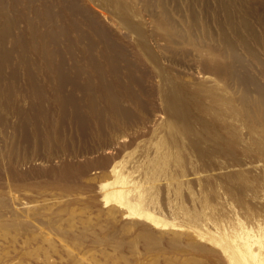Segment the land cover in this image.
Returning a JSON list of instances; mask_svg holds the SVG:
<instances>
[{
  "label": "rangeland",
  "instance_id": "obj_1",
  "mask_svg": "<svg viewBox=\"0 0 264 264\" xmlns=\"http://www.w3.org/2000/svg\"><path fill=\"white\" fill-rule=\"evenodd\" d=\"M25 1L5 0L6 12L17 19L15 31L23 39L24 46L15 48L11 65L7 63L2 71L3 75H9L14 80L10 81L9 86H17V89L16 92L12 91L14 95L7 101L0 98V198L7 204L0 207L4 213L0 221H25L30 223V227L15 230L12 225L3 226L5 228L0 225V264H210L209 258L193 251L192 243L213 247L217 257L226 261L219 260L217 264H230L227 252L215 239L226 233H242L244 230L255 235L260 224L264 223V127L255 124L253 127V123L244 115L236 99L242 91L240 85L235 87L238 84L234 81L236 77L224 81L217 74L210 73V66L206 64V45H219L210 36H218L222 28H227L235 40L237 52L245 62H237L236 68L239 66L237 69L240 71L244 68L252 73L264 90V77L261 76V69L264 68V36L261 45L254 43L259 51L257 57L248 54L243 46L241 48V42L235 39L234 32L230 31L224 10L217 6L215 0H115L117 4L114 0H70L81 7H88L87 11L95 21L92 25L81 14L75 15L68 10L69 0H34L28 8ZM225 1L234 14L235 27H240L237 20L247 16L250 20L254 19L252 22L256 21L253 24L261 32L258 22L264 12V0H258L260 16L252 13L253 0ZM44 7L53 10L52 13L56 15L49 23ZM35 12L47 22L33 21L36 38L32 36L33 32L27 31L24 22L25 17L33 19ZM93 28L104 30L122 49V55H126L117 61L120 68L118 76L107 73L105 69L106 81L114 84L115 90L121 84L122 91L126 88L139 95L138 104L128 99L124 101L132 115V122L125 131L120 128L121 131L112 133L104 121L102 126L106 131L99 134L95 130L100 126L97 120L105 117L94 115L90 110L93 103L100 105L99 100L92 101L81 90L86 84L94 89L100 86L88 67L85 70L78 68L86 64L88 59L84 56L90 54L100 62L102 42ZM50 30V34L57 36L55 40L49 34ZM163 30L172 35L171 40L164 38ZM42 31L44 41L39 37ZM207 32L209 35H206ZM89 42L96 43L94 48L86 49ZM7 45L11 46V42L8 41ZM84 48L87 55L81 54ZM132 48L139 50L137 57ZM44 58L48 60L44 61ZM57 63H62V73L66 76L65 82L59 84L61 91L69 97L73 96L72 101L77 98L74 101L78 103L77 106L74 102L68 104L66 115L61 116L52 97L57 86ZM205 65L207 70L204 69ZM12 68L17 70L16 75ZM131 73L138 78L131 76ZM5 80L2 85L9 87V81ZM226 83L235 86L231 88ZM33 86L38 87L42 94L37 99L30 94ZM176 94H181V98ZM227 97L231 99L226 102ZM142 101L147 106L140 105ZM214 102L218 103L215 105ZM148 109L153 111L152 114L147 112ZM39 111H44L45 116L40 115ZM218 111L220 118L217 117ZM75 114L83 119L82 133L77 128L81 125L73 121ZM217 119L223 121L218 122ZM17 121L24 126L18 133L13 128ZM175 124L177 128H174ZM186 127L192 128L188 130ZM191 129L193 135L197 133L196 138L190 135ZM119 133H123L122 144L115 143L121 135ZM101 147L108 149L103 151ZM63 164H69L74 172L68 191L57 184L60 181L58 171L64 167ZM118 177L122 181L119 182ZM118 186L125 189L126 196L107 200L108 189ZM130 202H141L139 206L153 214L155 219L131 213ZM13 205L20 213L17 216H12L8 210ZM60 206L64 210L56 213ZM53 227L67 231V236L64 238L53 231L48 232ZM113 228H117L116 236L122 240L120 247L115 246L112 240H94ZM141 228H148L161 236L158 249L147 250L142 242L136 244L135 250L129 249V239ZM34 234L37 237L34 242H25ZM75 235L79 236V240L73 241ZM44 236L49 239L42 241ZM173 237H178L180 241L177 246L171 244L170 238ZM235 240L240 242L239 237Z\"/></svg>",
  "mask_w": 264,
  "mask_h": 264
},
{
  "label": "bare ground",
  "instance_id": "obj_2",
  "mask_svg": "<svg viewBox=\"0 0 264 264\" xmlns=\"http://www.w3.org/2000/svg\"><path fill=\"white\" fill-rule=\"evenodd\" d=\"M34 0H26L25 2L26 3H24L25 4V7L26 8H28V6L33 2ZM52 1V0H51ZM116 1H118V0H116ZM232 1V0H231ZM234 1V0H233ZM236 1H238V0H236ZM263 1V0H262ZM56 2V1H55ZM63 2V1H62ZM68 2H70V3H68L67 4V8H68V10L69 11H71L72 13L74 12V14L75 13H79V14H81L84 18H85V21L87 20L88 22H89V24H94V22L95 21H93V19H92V15H91V13H89V11H87V8L88 7H81L80 5H78V3H74V1H68ZM114 3H116L117 4V2H115V0L113 1ZM119 2V1H118ZM215 2L217 3V6H220V8H221V10L223 9L224 10V13H225V15H226V19H227V25H229L228 27L231 29L230 31H233L234 32V34H235V36L237 37V38H235V39H238L240 42H241V48H242V46H243V48L245 49V51L246 52H248V54H250V55H252L253 57H257V55H258V52H257V48H256V46H255V44L254 43H256V45L257 44H259V45H261V42H262V36H264V16H263V14H264V12L262 11V18L259 20V22H258V24H259V26H260V29H261V32H259V30H257V27H255V25L253 24V23H255V22H252V20H254V19H252V20H250L247 16L246 17H241V19H239V20H237V21H239V23H237V25H239L240 27L239 28H237V26L235 27V25H236V23H235V21H234V14H233V12H232V10L228 7L229 5V3H226V1L225 0H215ZM235 2V1H234ZM244 2V1H243ZM245 2H246V0H245ZM41 3V2H40ZM44 3H45V1H44ZM44 3L42 2V4L44 5ZM49 3V5H50V2H48ZM121 3H123V2H121ZM238 3V2H237ZM236 3V4H237ZM247 3H249V1L247 2ZM253 5H252V13L253 14H255V13H257V15H259L260 16V14H258V13H260V11L258 10V7H257V5L259 6V3H260V1H258V0H253ZM262 3H264V1L262 2ZM261 3V4H262ZM54 4V3H53ZM64 4V3H63ZM66 4V3H65ZM64 4V5H65ZM119 4V3H118ZM207 4V3H206ZM230 4H231V2H230ZM235 4V5H236ZM243 4V3H242ZM256 4V5H255ZM48 5V4H47ZM48 5V6H49ZM52 5V4H51ZM60 5H61V3H60ZM120 5V4H119ZM119 5H117V6H119ZM124 5V4H123ZM123 5H121L122 7H123ZM203 5H204V3H203ZM228 5V6H227ZM239 5V4H238ZM251 5H250V7H251ZM32 6V5H31ZM42 6V5H41ZM59 6V5H58ZM116 6V7H117ZM237 6V5H236ZM243 6H245V5H243ZM261 6V5H260ZM34 7V6H33ZM53 7V6H52ZM64 7H66V6H64ZM208 7V6H207ZM232 7V6H231ZM239 7H241V6H239ZM43 8V7H42ZM45 8V7H44ZM48 8V7H47ZM47 8H45L46 9V11L44 10V14H45V16H46V18L48 19L47 20V22L49 23L50 21H53V19H54V16L56 17V15H54L52 12H54L52 9V11H50L49 9H47ZM115 8V7H114ZM215 8V7H214ZM213 8V9H214ZM233 8H235V7H233ZM263 9H264V7H262ZM262 8H260L261 10H262ZM7 8H6V2H5V0H0V98H2L3 99V101H7L8 99H10V98H12L13 97V93L14 92H16V89L15 88H13V87H10L9 85H11V83H10V81H14L13 79H12V77L10 76L9 77V75H3L2 74V71H3V66H6L7 65V63H9L10 64V62H11V59H12V57L14 56L13 55V53H14V50H15V48L16 47H23L24 46V43H23V39L20 37V35H18V33L15 31V25H16V17H13V16H10V14H8L6 11ZM10 9V8H9ZM32 9V8H31ZM123 9V8H122ZM126 9V8H125ZM209 9V8H208ZM35 10V9H34ZM55 10V9H54ZM222 10V11H223ZM246 10H248V9H246ZM125 11V10H124ZM238 11V10H237ZM240 11V10H239ZM32 12V11H31ZM40 12V11H39ZM43 12V11H42ZM55 12H56V10H55ZM58 12H59V10H58ZM91 12V11H90ZM128 12V11H127ZM217 12V11H216ZM219 12H220V10H219ZM242 12V11H241ZM249 13H251V12H249ZM57 14V13H56ZM122 14V13H121ZM125 14V13H124ZM239 14V13H238ZM245 13H243V15H244ZM76 15V14H75ZM164 15H165V13H164ZM220 15V14H219ZM240 15V14H239ZM59 16H60V14H59ZM214 16V15H213ZM221 16H222V14H221ZM253 17V16H252ZM83 18V19H84ZM123 19V18H122ZM217 19V18H216ZM256 19V18H255ZM41 21L42 20V22L44 21L43 20V16L41 17L39 14H38V12H35V15H34V18L33 19H31V18H28V17H25V19H24V22H25V24H26V27L25 28H27V31L28 32H33V37H35V34L37 33L36 32V28H34V26H32V23H33V21ZM55 21V20H54ZM68 21H71L70 19L68 20ZM126 21V20H125ZM195 21V20H194ZM44 22H46V21H44ZM46 22V23H47ZM87 22V23H88ZM55 23V22H54ZM86 23V24H87ZM222 23V22H221ZM43 24H45V23H43ZM64 24V23H63ZM63 24H62V27H63ZM72 24H73V22H72ZM48 25V24H47ZM61 25V24H60ZM88 25V24H87ZM49 27H50V25H49ZM57 27V26H56ZM58 27H59V25H58ZM74 27H75V25H74ZM91 27V26H90ZM93 27V26H92ZM96 27V26H95ZM60 28H61V26H60ZM66 28V27H65ZM53 29V28H52ZM61 29H63V28H61ZM95 31V34L99 37V39H100V41L102 42V45L100 46V50H99V56H100V62L98 61H96L95 59H94V57H92V55L90 54V53H88V54H90L88 57L87 56H84V57H86L88 60L86 61V64H82L83 66H78V68H79V70H82V69H84L85 70V68H89L90 70H91V72H93L94 74H95V77L97 78V80L100 82L99 84H100V86H99V88L98 89H94V88H92L93 86H90V85H88V84H86L85 86H84V88H82L80 85H79V87H81L80 89L82 90V91H84V94L86 93V94H88L89 95V97H90V99L92 100V101H94L95 102V100H99V104L100 105H91L90 106V110L94 113V115L96 114V115H98L99 117L101 116V115H103L105 118H101V119H99V120H97V121H99L98 122V126L99 127H97L98 129H95V130H97V132L99 133V134H102V132H104L103 130H105V129H103V124H105V122H106V125H107V127H108V129L110 130V132L112 131V133L113 132H116V130H118V132H119V130H120V128L122 129H124V131H125V128H127V126H129V124L132 122V115H131V113H130V111H129V109H127V107H125L126 105H124V101L125 100H130L132 103L133 102H137L136 104H138V100H137V98H138V94H136L135 92H133V91H127L126 90V88H124L125 90H123L122 91V87H121V84L119 85V89L117 88V90H119V91H117V90H115V88L113 87V85H111V82H109V81H106V78H105V69L106 70H108V72L107 73H111V74H113L114 76L115 75H117L118 74V72L120 71V68H119V66H117V61L121 58L122 59V53H123V51H122V49L114 42V41H112L111 40V38H109V36H108V34L104 31V30H102V29H96V28H93ZM44 30H45V27H44ZM48 30V29H47ZM55 30V29H54ZM57 30V29H56ZM74 30V29H73ZM46 31V30H45ZM53 31V30H52ZM64 31V30H63ZM69 31V30H68ZM68 31L66 32V33H68ZM229 31V30H228ZM227 31V28H222L221 29V31H220V33H219V35L218 36H216V35H212V36H210L211 38L213 37L214 38V40H217V42L219 43V45L218 44H215V43H212V44H209L208 43V45H206V51H208L207 53H208V56H207V61H206V64L208 63V66H210L209 68L211 69V70H209V71H211L210 73H215V74H217V77L218 76H220V77H222V78H220V79H228V80H231V79H233L234 77H236V80H234V81H236V82H238V84H236V86L235 85H233V86H235L236 88H238L237 87V85H240L241 87L240 88H242V91H241V95L240 96H238V98L236 97V99L238 100V102L240 103V105L242 106V111L244 112V115L246 116V118H247V120L248 121H250L251 123H253V127H254V124L255 125H261L262 127H264V90H263V88L261 87V83H260V81H258L256 78H254L246 69H244L243 68V70H241L240 71V69H237L236 68V63L238 62V63H242L243 64V62H244V60H243V57H242V55H240L238 52H237V50H236V44H235V40L233 39V37H231V35L229 34L230 32H228ZM44 31H42V33L41 34H39V37H40V40L41 41H44V33H43ZM50 32H51V30L49 31V34H50ZM54 32V31H53ZM56 32V31H55ZM65 32V31H64ZM210 32V31H209ZM77 33V32H76ZM163 34H164V38L165 39H168V38H170V37H172V35L170 34V33H167L166 31H164L163 30V32H162ZM208 33V32H207ZM211 33V32H210ZM48 34V35H49ZM59 34V33H58ZM63 34V33H62ZM51 36H52V38L55 40V38L57 37V36H55V33H53V34H50ZM65 35V34H64ZM67 35V34H66ZM79 35V34H78ZM78 35H77V37H78ZM80 35H81V33H80ZM206 35H209V33L208 34H206ZM22 36V35H21ZM84 36V35H83ZM126 36V35H125ZM234 36V37H235ZM66 37H68V35L66 36ZM36 38V37H35ZM35 38H33L34 40H35ZM79 38H82V37H79ZM78 38V39H79ZM33 39H32V41L31 42H33ZM52 39V40H53ZM182 39V38H181ZM53 40V41H54ZM67 40V39H66ZM82 40V39H81ZM89 40V39H88ZM170 40H171V38H170ZM8 41H10L11 42V46H9V45H7V42ZM49 41V40H48ZM68 41H69V39H68ZM90 41V40H89ZM212 41V40H211ZM56 42H57V40H56ZM55 42V43H56ZM66 42V41H65ZM88 42V41H87ZM53 43V42H52ZM131 43V42H130ZM86 44V43H85ZM96 44V43H95ZM94 42H89V45H88V47H86V49H91V48H94ZM207 44V43H206ZM239 44V43H238ZM264 44V43H263ZM23 45V46H22ZM84 45V44H83ZM132 45V44H131ZM130 45V46H131ZM204 45V44H203ZM34 46V45H33ZM66 46H67V43H66ZM69 46H70V44H69ZM87 46V45H86ZM133 46V45H132ZM205 46V45H204ZM240 46V45H239ZM263 46V45H262ZM134 47V46H133ZM25 48V47H24ZM69 48H71V47H69ZM69 48H67V49H69ZM134 48H136V47H134ZM142 48V47H141ZM140 48V49H141ZM72 49V48H71ZM85 48L81 51V54L82 55H87V53H86V50ZM133 49V48H132ZM238 49V48H237ZM264 48H262V50H263ZM22 50V49H21ZM21 50H20V52H21ZM56 50V49H55ZM136 50V49H135ZM134 49H133V53L134 54H136V57L138 56L137 55V51H139L138 49H137V51H135ZM205 50V49H204ZM18 51V50H17ZM23 51V50H22ZM26 51V50H25ZM72 51H73V49H72ZM136 53H135V52ZM239 51V50H238ZM54 52V51H53ZM68 52H69V50H68ZM88 52H89V50H88ZM125 52V51H124ZM144 52V51H143ZM22 53V52H21ZM25 52H23V54H24ZM72 53V52H71ZM130 54H132L131 52H129ZM17 54V53H16ZM153 54V53H152ZM242 54V53H241ZM13 55V56H12ZM73 55V54H72ZM125 55V54H124ZM140 55V54H139ZM146 55H148V54H146ZM24 56V55H23ZM25 56H26V54H25ZM74 56V55H73ZM94 56V55H93ZM126 56V55H125ZM125 56H123V58L125 57ZM160 57V56H159ZM27 58V57H26ZM82 58H83V56H82ZM139 58V57H138ZM148 58V57H147ZM24 59H25V57H24ZM260 59V58H259ZM261 59H263V58H261ZM27 60V59H26ZM48 59L47 58H44V61H47ZM128 60V59H127ZM156 60V59H155ZM85 61V60H84ZM158 61V60H157ZM259 61V60H258ZM21 62V61H20ZM25 62V61H24ZM125 62V61H124ZM131 62V61H130ZM159 62V61H158ZM158 62H156V63H158ZM12 63V62H11ZM127 63V62H126ZM140 63H143V61H141ZM155 63V62H154ZM154 63H152L153 65H154ZM237 63V64H238ZM26 64H27V62H26ZM62 64V63H61ZM61 64H59V63H57L56 65V77H55V79H56V85L58 86H56L55 87V89H54V91H53V94H52V97H53V100H54V102L58 105V107H59V115L61 116V115H66L65 113H66V110H67V106H68V104H70V105H72L71 104V102L73 103L74 102V104L76 105V104H78V103H75V99H77V98H75V99H73V101H72V97H69L68 95H66L65 93H63L61 90L62 89H60V86H59V84L61 83V82H65V75L62 73L63 72V70H62V66H61ZM131 64V63H130ZM203 64H205V63H203ZM244 64H245V62H244ZM261 64V63H260ZM11 65V64H10ZM13 65V64H12ZM124 65H125V63H124ZM123 65V66H124ZM134 65H136V64H134ZM145 65H147V64H145ZM156 65V64H155ZM158 65V64H157ZM15 66H16V64H15ZM122 66V63L120 64V67ZM139 66V65H138ZM206 66L207 65H205V68L204 69H206ZM246 66V65H245ZM244 66V67H245ZM9 67V66H8ZM13 67V66H12ZM126 67L128 68V63L126 64ZM147 67V66H146ZM157 67V66H156ZM15 68V67H14ZM126 68V69H127ZM155 68V67H154ZM18 69V68H17ZM130 69V68H129ZM132 69H133V66H132ZM132 69H131V71H132ZM242 69V68H241ZM261 69V68H260ZM14 69L12 68V71H13ZM83 70V71H84ZM158 70V69H157ZM207 70V69H206ZM17 71V70H16ZM16 71L14 70V73H15V75H16ZM104 71V72H103ZM129 71V70H128ZM134 71V70H133ZM165 71V70H164ZM208 71V72H209ZM125 73V72H124ZM130 73V72H129ZM132 73H134V72H132ZM131 73V74H132ZM157 73H159V71L157 72ZM161 73V72H160ZM11 74V73H10ZM119 74H120V72H119ZM215 74H213V75H215ZM261 76L262 77H264V68L262 67V69H261ZM14 75V74H13ZM65 76V77H64ZM118 76V75H117ZM127 76V75H126ZM131 76H133V74L131 75ZM155 76V75H154ZM160 76V75H159ZM165 75H163V77H164ZM15 77V76H14ZM133 77H135V78H138V77H136V75H134ZM132 77V78H133ZM162 77V76H161ZM168 77V76H167ZM215 77H216V75H215ZM217 77H216V80L218 81V79H217ZM119 78H121V77H118V79ZM131 78V77H130ZM131 78V79H132ZM135 78L134 79H132V80H135ZM159 78V77H158ZM219 78V77H218ZM8 80L9 81V83L10 84H8V86L9 87H5L4 85H2V83H3V81L4 80ZM5 80V81H6ZM122 80V79H121ZM165 80V79H164ZM192 80V79H191ZM222 80V81H223ZM224 80V81H225ZM7 81V82H8ZM16 81V80H15ZM139 81V80H138ZM171 81V80H170ZM221 81V80H220ZM223 81V82H224ZM233 81V82H234ZM67 82V81H66ZM73 82V81H72ZM76 82V81H75ZM107 82H109V83H107ZM129 83H131L130 81H128ZM137 81H135V83H136ZM227 82V81H226ZM229 82V81H228ZM235 82V83H236ZM84 84H85V81L83 82ZM82 82H81V84H83ZM122 83H123V81H122ZM230 83V82H229ZM234 83V84H235ZM170 84V83H169ZM176 84V83H175ZM197 84V83H196ZM224 84H225V82H224ZM231 84H232V82H231ZM230 84V85H231ZM6 85V84H5ZM14 85H17V84H14ZM72 85V84H71ZM77 85H78V83H77ZM168 85V84H167ZM178 85V84H177ZM226 85H228L227 83H226ZM230 85H228L229 87H231ZM123 86H125V85H123ZM131 86H132V84L129 86L130 87V90H131ZM196 86V85H195ZM232 86V87H233ZM121 87V88H120ZM126 87V86H125ZM174 87V86H173ZM228 87V88H229ZM231 87V88H232ZM77 88H78V86H77ZM134 88V87H133ZM144 88V87H143ZM179 89H181V87H178ZM192 88V87H191ZM191 88H189V89H191ZM194 89H196V87H193ZM235 88V89H236ZM129 89V88H128ZM175 89V88H174ZM179 89H178V92H179ZM208 89V88H207ZM206 89V90H207ZM79 90V89H78ZM80 90V91H81ZM184 90V89H183ZM183 90H182V92H183ZM188 90V89H187ZM196 90H198V88L196 89ZM200 90H201V88H200ZM203 90V89H202ZM209 90V89H208ZM241 90V89H240ZM12 91H14V92H12ZM143 90L141 89V92H142ZM168 91V90H167ZM194 91V90H193ZM199 91V90H198ZM154 92V91H153ZM173 92V91H172ZM177 92V91H176ZM185 92V91H184ZM183 92V93H184ZM190 92V91H189ZM189 92H188V94H189ZM192 92V91H191ZM200 92V91H199ZM214 92V91H213ZM227 92V91H226ZM225 92V93H226ZM143 93H145V91L143 92ZM147 93V92H146ZM206 93V92H205ZM30 94L33 96V97H36L35 99H37V97H39L40 95H42L41 94V92H40V89H38V87L36 88V87H34L33 86V88L31 89V91H30ZM186 94H187V92H186ZM196 94H198V93H196ZM200 94V93H199ZM209 94V92L206 94V95H208ZM145 95V94H144ZM177 95V94H176ZM179 95V94H178ZM177 95V96H178ZM181 95V94H180ZM179 95V96H180ZM191 95V94H190ZM190 95H187V96H189L190 97ZM211 95V94H210ZM229 95V94H228ZM227 95V96H228ZM234 95H235V93H234ZM146 96V95H145ZM197 97H195L194 99L197 101V98H198V95H196ZM205 96V95H204ZM124 97V98H123ZM171 97H172V95H171ZM193 97H194V92H193ZM203 96H201V98H202ZM216 97V96H215ZM179 98H181V96L179 97ZM185 98V94H184V97H183V99ZM207 98V97H206ZM225 98V96L223 97V99ZM227 99L228 100H230L228 97L225 99V101L227 102ZM39 100V99H38ZM141 100V99H140ZM179 100V99H178ZM193 100V99H192ZM194 100V101H195ZM202 100V99H201ZM174 101V100H173ZM183 101H185V100H183ZM198 101H199V99H198ZM215 101V100H214ZM224 101V100H223ZM177 102V101H176ZM86 102L84 101V104H85ZM180 103H182V102H180ZM185 103H186V105L185 106H188L187 105V102L185 101ZM216 103H218V102H216ZM216 103L214 102V104L216 105ZM220 103V102H219ZM228 103H230V102H228ZM88 104V103H87ZM127 104V103H126ZM139 104L141 105V104H143V101L140 103L139 102ZM145 104V103H144ZM143 104V105H144ZM147 104V103H146ZM195 104V103H194ZM34 105V104H33ZM74 105V106H75ZM135 105V104H134ZM140 105H137L136 107H138V106H140ZM142 105V106H143ZM181 105V104H180ZM226 105H227V103H226ZM231 105V104H230ZM74 106H73V108H74ZM77 106V105H76ZM79 106V105H78ZM81 106V105H80ZM87 106V105H86ZM145 106H147V105H144V107ZM218 106V105H217ZM216 106V107H217ZM72 107V106H71ZM216 107H214L216 110H217V108ZM220 107V106H219ZM77 108V107H76ZM75 108V109H76ZM140 108H142V107H140ZM178 108V107H177ZM180 108H182V107H180ZM192 107H190V109H191ZM78 109V108H77ZM80 109V108H79ZM150 109V108H149ZM149 109L147 110V112L149 111ZM175 109V108H174ZM187 109H189L188 107H187ZM189 109V110H190ZM193 109V108H192ZM228 109H230V108H228ZM15 110H16V108H15ZM73 110V109H72ZM131 110V109H130ZM142 110V109H141ZM176 110V109H175ZM179 110V109H178ZM183 110V109H182ZM220 110H223L222 108L220 109ZM219 110V111H220ZM224 110H226V109H224ZM71 111V110H70ZM144 111L146 112V108L144 109ZM218 111V116L217 117H219V116H221L220 114V112ZM230 111H231V109H230ZM234 111V110H233ZM37 112V111H36ZM40 113V115H42V116H45V113H44V111H39ZM68 112V111H67ZM72 112H75V111H72ZM71 112V113H72ZM78 112V111H77ZM153 112V111H152ZM152 112H150L149 111V114L151 113L152 114ZM174 112V111H173ZM188 112V111H187ZM191 112H192V110H191ZM232 112V111H231ZM79 113H80V111H79ZM83 113V112H82ZM141 113H142V111H141ZM175 113V112H174ZM217 113V112H216ZM223 113V112H222ZM226 113H228L227 112V110H226ZM235 113V112H234ZM56 114V113H55ZM58 114V113H57ZM85 114V113H84ZM92 114V113H91ZM146 114V113H145ZM190 114V113H189ZM225 114V113H224ZM229 114V113H228ZM227 114V115H228ZM238 114V113H237ZM259 114V115H258ZM81 115V114H80ZM140 115V114H139ZM185 115V114H184ZM192 115V114H191ZM190 115V116H191ZM75 116H76V118H75V120H73V121H75L76 123H79L80 125L82 124V120L80 119L81 117H79V115L78 114H75ZM152 116H155V115H152ZM179 116V115H178ZM193 116V115H192ZM215 115H213V117H214ZM226 116V115H225ZM233 116V115H232ZM57 117H58V115H57ZM107 117V118H106ZM134 117H136V116H134ZM145 116L143 115V118H144ZM161 117V116H160ZM183 117V116H182ZM212 117V118H213ZM216 117V116H215ZM234 117V116H233ZM60 118V117H59ZM73 118H74V116H73ZM154 118H156V117H154ZM183 118H185V117H183ZM189 118V117H188ZM187 118V119H188ZM220 118V117H219ZM66 119V118H65ZM72 119V118H71ZM138 119V118H137ZM145 119V118H144ZM150 119V118H149ZM175 119V118H174ZM179 119H180V117H179ZM193 119V117L191 118V120ZM215 119V118H214ZM224 119H225V117H224ZM242 119V118H241ZM151 120V119H150ZM153 120V119H152ZM156 120V119H155ZM186 120V119H185ZM218 120V119H217ZM96 121V122H97ZM105 121V122H104ZM135 121H136V119H135ZM135 121L133 122V123H135ZM139 121H140V119H139ZM145 121H146V119H145ZM148 121V120H147ZM146 121V123H148ZM183 121H184V119H183ZM220 120H218V122H219ZM223 120H221L220 122H222ZM226 121V120H225ZM224 121V122H225ZM235 121V120H234ZM87 121H85V123H86ZM137 122V121H136ZM151 122V121H150ZM176 122V121H175ZM189 122H190V120H189ZM246 122V121H245ZM66 123V122H65ZM132 123V124H133ZM141 123V122H140ZM64 124V123H63ZM72 124H73V122H72ZM90 124V123H89ZM131 124V125H132ZM218 124V123H217ZM220 124V123H219ZM60 125V124H59ZM83 125V124H82ZM82 125L81 126H79V127H77L79 130L80 129H82ZM130 125V126H131ZM139 125V124H138ZM221 126H222V123L220 124ZM241 125V124H240ZM243 125V124H242ZM23 125L21 124V123H19L18 121L13 125V128L15 129V131L18 133V130H20V128L22 127ZM78 126V125H77ZM85 126V125H84ZM174 126V125H173ZM173 126H172V128H173ZM177 125L175 124V126H174V128H177L176 127ZM186 126H188V123H187V125ZM220 126V127H221ZM249 126V125H248ZM24 127V126H23ZM86 127V126H85ZM88 127V126H87ZM137 127V126H136ZM193 127V126H192ZM192 127H190V128H192ZM61 128V127H60ZM59 128V129H60ZM67 128V127H66ZM187 128V127H186ZM190 128H187L188 130L190 129ZM248 128V127H247ZM142 129V128H141ZM186 129V130H187ZM255 129V128H254ZM253 129V130H254ZM258 129V128H257ZM78 130V131H79ZM133 130H135V129H133ZM168 130V129H167ZM173 130V129H172ZM187 130V131H188ZM250 130V129H249ZM252 130V129H251ZM252 130V132H254ZM261 130V129H260ZM259 130V131H260ZM61 131V130H60ZM64 131V130H63ZM69 131V130H68ZM106 131V130H105ZM121 131V130H120ZM191 131V133H190V135L192 134L193 135V131H192V129L190 130ZM196 131V130H195ZM255 131H256V129H255ZM80 132L82 133V131L80 130ZM79 132V133H80ZM197 132V131H196ZM195 132V133H196ZM235 131H233V133H234ZM108 133V132H107ZM124 133V132H123ZM122 133V134H123ZM127 133V132H126ZM130 133V132H129ZM128 133V134H129ZM189 133H188V135H189ZM64 134V133H63ZM119 134H121V133H119ZM120 135V136H118L117 138H116V142L115 143H117V144H122L123 143V141H124V138H123V135ZM197 134V133H196ZM196 134L195 135H193L194 137L196 136ZM256 134V133H255ZM51 135V134H50ZM59 135H61V133L59 134ZM70 135V134H69ZM76 135V134H75ZM83 135H84V133H83ZM86 135V134H85ZM97 135V134H96ZM104 135V134H103ZM167 135V134H166ZM189 135V136H190ZM191 135V136H192ZM253 135V134H252ZM52 136V135H51ZM50 136V137H51ZM81 136V135H80ZM114 136H115V133H114ZM113 136V137H114ZM129 136V135H128ZM190 136V137H191ZM55 137V136H54ZM57 137V136H56ZM64 137V136H63ZM24 138H25V136H24ZM52 138V137H51ZM72 138V137H71ZM196 138V137H195ZM49 139V138H48ZM107 139H108V137H107ZM112 139H114V138H112ZM24 140V139H23ZM66 140V139H65ZM100 140V139H99ZM110 140V139H109ZM115 140V139H114ZM113 140V141H114ZM101 141H103V139L101 140ZM107 141V140H106ZM104 142V141H103ZM108 142V141H107ZM111 142V141H110ZM130 142V141H129ZM65 143V142H64ZM112 143V142H111ZM14 144H16V143H14ZM13 144V145H14ZM28 144H30V143H28ZM101 144H102V142H101ZM110 144V143H109ZM196 144V143H195ZM105 145H108V144H106L105 143ZM199 144H198V142H197V146H198ZM12 146V145H11ZM15 146V145H14ZM68 146V145H67ZM200 146L202 147V145L200 144ZM15 147H17V146H15ZM53 147V146H52ZM11 148V147H10ZM101 148H103V151H107V149H108V147H101ZM109 148H110V146H109ZM12 149H13V147H12ZM54 149V148H53ZM65 149H66V147H65ZM16 150V149H15ZM15 150H13V151H15ZM118 150V149H117ZM202 150V149H201ZM108 151H110V150H108ZM213 151V150H212ZM12 152V151H11ZM14 153V152H13ZM213 153L215 154V152L213 151ZM10 155H12V154H10ZM14 155V154H13ZM25 158V157H24ZM11 159H13L12 158V156H11ZM20 159V158H19ZM19 159L17 160V161H19ZM21 159H23V158H21ZM27 159V158H26ZM25 159V161H27ZM16 161V160H15ZM15 161H12V162H15ZM22 161V160H21ZM14 164H16V162L14 163ZM64 165V164H63ZM62 166V165H61ZM63 167V166H62ZM60 169V168H59ZM58 173H59V177H60V181L57 183L58 185H59V187H61V188H63L64 190H69L70 189V187H71V183H70V178L74 175V172H73V170H72V168L71 167H69V164L68 165H64V167L63 168H61L59 171H58ZM119 179L121 178V177H118ZM122 179V178H121ZM119 180V182L120 181H122V180ZM118 182V181H117ZM114 186H115V184H114ZM113 187V186H112ZM126 196V191H125V189L124 188H121V186L119 187L118 186V188H116V187H114V188H109L108 189V192L106 193V199L107 200H109V199H118V198H120V197H122V196ZM141 203V202H140ZM140 203H128V206H129V210H130V212L131 213H138V214H144L146 217H148V218H154L155 216L153 215V214H150L149 212H145L144 211V209H142V207H140L139 206V204ZM6 203L2 200V197L0 198V207L2 206V205H5ZM6 206H7V204H6ZM7 208H9V207H7ZM9 210V212H10V214H12V216H17V215H19L20 213H18L17 212V210H16V208H14V205H13V207L12 208H9L8 209ZM64 210V207L63 206H60L58 209H57V212L56 213H61L62 211ZM4 215V213H2L1 212V210H0V217H2ZM155 219V218H154ZM153 219V220H154ZM157 219V218H156ZM263 222V221H262ZM261 222V223H262ZM9 221H4V220H1L0 221V225L3 227V226H6V227H8L9 225H12V227H14V229L16 230H18L19 228H21V229H28L29 227H30V223H27V222H25V221H14V222H12V223H9ZM6 224H8V225H6ZM126 227V226H125ZM142 227H144V226H142ZM3 228H5V227H3ZM111 231H109V230H107L103 235L104 236H99V237H96L94 240L95 241H103L104 239L105 240H112V241H114V244H115V246H117V247H120L121 245H122V240H120L119 238H117V228H113V229H110ZM55 232V233H58L59 235H61L62 237H66L67 236V234H68V232L67 231H63V230H61V229H54V227H53V229H49V231L48 232ZM41 232H42V230H41ZM78 234V233H77ZM43 235H45V234H43ZM79 235V234H78ZM78 235H75V236H73L72 237V239H73V241H77V240H79V236ZM229 235V236H228ZM236 237H239V243H237L236 242V240H235V238ZM37 237L35 236V234L34 235H31V236H29L26 240H25V242H28V243H31V242H34V240L36 239ZM232 238V239H231ZM46 239H49V237H42L41 238V240L43 241V240H46ZM160 239H161V236L159 235V234H157V233H155V232H153L152 230H150V229H148V228H141V229H139L138 230V232L132 237V238H130L129 239V241H128V247H129V249L130 248H132V249H134L135 248V246H136V244L138 243V242H142V243H144L145 244V248L147 249V248H149L150 250L152 249V248H156L157 247V249L159 248L158 246L160 245L159 243H160ZM171 239H172V245H174V244H176V246H177V244L180 242V241H178L179 239H178V237H173V238H170V241H171ZM215 241H216V243H218V244H220L221 246H222V248H223V250L224 251H226L227 252V257H228V260L230 261V264H264V223L263 224H260V226H259V231H258V233L257 234H255V235H251L248 231H243L242 233H237V232H230V233H226L223 237H220V238H218V239H215ZM139 243V244H140ZM190 246H191V248L193 249V251L195 250L197 253H201V254H203L204 256H206L207 258H209L210 260H208L209 262H211L212 264H217V263H220L219 262V260H224L225 261V258L224 259H222V258H218L217 257V254H215L214 252H215V249L213 248V247H210V246H206V245H199V244H190ZM188 247H189V245H188ZM137 248V247H136ZM135 250V249H134ZM148 250V249H147ZM217 250V249H216ZM130 251H133V250H130ZM218 251V250H217ZM133 253H136L135 251H133ZM218 253V252H217ZM200 255V254H199ZM219 255V254H218ZM202 256V255H201ZM222 256H224V254H222ZM122 257V256H121ZM203 257V256H202ZM219 257H221V255L219 256ZM225 257V256H224ZM206 260V259H205ZM227 260V259H226ZM224 261L222 262V263H224ZM226 262V261H225ZM210 263V264H211Z\"/></svg>",
  "mask_w": 264,
  "mask_h": 264
}]
</instances>
